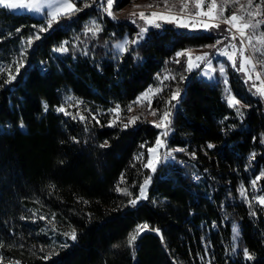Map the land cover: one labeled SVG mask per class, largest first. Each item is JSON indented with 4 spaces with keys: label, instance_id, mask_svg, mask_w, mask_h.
Masks as SVG:
<instances>
[{
    "label": "trees",
    "instance_id": "trees-1",
    "mask_svg": "<svg viewBox=\"0 0 264 264\" xmlns=\"http://www.w3.org/2000/svg\"><path fill=\"white\" fill-rule=\"evenodd\" d=\"M128 3L115 1L111 10ZM104 5L105 0H76L81 11L42 33L37 30L44 19L0 7V64L9 63L0 68L2 264H264V209L251 199L264 194L263 178L251 185L264 170V99L244 73L229 68L226 87L218 78H200L199 69L187 71L186 56L176 55L213 45L224 30L189 32L160 22L159 28L147 26L128 51L116 52L114 45L135 39L140 25L132 17L108 16ZM93 20L103 30L85 35L84 26ZM36 34L41 38L28 48L27 38ZM64 41L67 52L53 51ZM9 73L16 78L5 83ZM150 87L162 89L151 99L157 116L147 100L133 104ZM177 88L178 100L167 105ZM228 90L240 99L242 116L221 102ZM70 94L74 99L65 108L71 115L56 113ZM116 105L118 119L109 112ZM166 109L171 131L162 139L171 156L153 172L144 167L161 132L153 121ZM77 113L86 119H73ZM134 116L140 119L125 129ZM180 148L185 151H172ZM147 177V198L130 207ZM241 184L247 199L238 191ZM145 223L149 229L133 251L127 237ZM72 228L75 242L63 235ZM151 229H159L163 240ZM64 242L69 246L60 248ZM244 248L254 259L244 258Z\"/></svg>",
    "mask_w": 264,
    "mask_h": 264
},
{
    "label": "snow or ice",
    "instance_id": "snow-or-ice-1",
    "mask_svg": "<svg viewBox=\"0 0 264 264\" xmlns=\"http://www.w3.org/2000/svg\"><path fill=\"white\" fill-rule=\"evenodd\" d=\"M107 7L103 8V11L110 17L115 18L114 13L112 12V6L114 4V0H105ZM163 4L165 9L167 10V14L164 13H158V12H151L150 16L152 19H149L148 16L144 12H140L138 15L140 19L145 20L146 24L159 28L161 25L157 23V20H163L167 23H173L176 25V27L179 28H191V29H198L202 28L205 31H211L212 29H216L220 27L221 23L229 25V28L227 29L228 32H232V29H235V34H232L231 39L235 40L237 39V34L241 41V47L239 48V54H240V63L239 67L237 68V59H236V49L237 45L232 44L231 47L234 49L233 52L229 53L226 49H219V54L224 55L227 57V59L231 62V66L234 69H237L238 71L244 73L248 80L252 79V75L250 73L255 74L256 80L261 82V85H264V79H262V76H264V72L258 71L257 66H261L264 68V48H253V51L256 53H259L262 58H255L253 56H245L244 52L245 49L243 47L245 38L247 39L248 43H251L255 32L258 28H260L262 25H264V19H257V17L264 16V10H262V6H264V0H259L258 3H255L254 0H246V4H241L240 0H222L221 4L217 5V0H208L206 4V0H178L179 4V11L173 12L172 8L175 7V5L170 6L168 0H163ZM228 4H239V9L237 12L232 13L230 16L225 17L224 11H225V5ZM191 5V8H190ZM0 6L3 8L9 9V10H18V9H24L29 12H33L36 14H43L42 18L44 19L45 23L39 26L37 32H47L53 28V24L58 23V21L62 17H72L77 12L81 11L82 9L76 7V0H0ZM89 5H85V7H88ZM206 6L207 10H204V7ZM101 7H103V4H101ZM148 7H153V5H148ZM47 9V11H45ZM238 12H244L245 15H239ZM131 15L135 16L137 15L135 12H133ZM203 17H207V20L200 19ZM135 23V20L132 21ZM33 28H37L36 25H33ZM103 29L96 21H90L88 24L84 26V32L85 35L88 33H91L93 36H95L97 33L102 31ZM19 32L20 29H17ZM148 31L147 27L141 26L140 31L137 33V37L135 39H132L129 41L128 39H125L123 43H117L114 47L117 50V52H126L128 51V45L129 44H137L139 43V40L144 38V34ZM41 37L39 34H36L34 37L29 36L27 38V45L28 48H31L33 44V40H39ZM259 43L264 44V32L261 33L260 37L257 38ZM68 41L62 42L58 47L54 48L53 51L55 52H67L68 47ZM223 43L222 40H217L216 44L213 45H206V47L209 48H216L217 45ZM27 48L22 50L20 53V56L24 59H26V53ZM84 55H87V52L85 51L83 53ZM177 57L181 56H187V71H191L193 68H199L200 63H207L211 64L210 60V53H204L201 56L195 57V61H193V57L191 55V50H184L181 52L176 53ZM179 63V60L176 61ZM246 65H251V70L246 68ZM23 66V60L18 64L16 68L17 74H19V67ZM221 75L226 74V70L223 65L220 66L219 69ZM16 77L9 73L8 79L5 81V83H10L12 80H14ZM169 77H164V79H168ZM172 79H175V77H171ZM181 80H184L185 77L181 76ZM247 82V81H246ZM227 83V81H225ZM253 88H256V92L254 94L261 96L264 98V87H257L255 83L252 84ZM162 89L160 88H149L147 91L142 93L135 101H133V104H143L146 100L149 105V111L152 116H157L158 110L151 109V100L148 99L150 96L157 95ZM180 96V89L177 88L175 91L171 92L170 99L167 100L165 103L167 105H171L172 101L178 100ZM68 100L74 99L73 97H67ZM226 102L229 107L235 108L237 115L242 116L243 112L241 111V101L240 99H237L235 95H232L230 90H228V95L226 96ZM77 104H82V101H77ZM172 107H175V105H172ZM49 105L47 102L43 104V109L45 112L48 111ZM57 112L64 113L65 115H71V113H68L64 105H60L56 107L55 109ZM128 111H132V104L128 106ZM109 112L115 113L116 118H119L120 113V106L116 105L114 109H109ZM77 116H79V119L81 121L85 120L86 118L79 113L73 116V119H76ZM92 119H96L95 116L92 117ZM140 119V117H131L128 120V123L123 124V127L127 129L130 125L135 124L136 121ZM115 120L110 122L109 126H113L115 124ZM97 123L99 121L97 120ZM153 124L157 128H161L162 131L159 133L156 139V146L157 148H150L149 152L154 153L158 150L159 147L165 146V141L161 139V137H167L170 134L171 128V110L166 109L163 111L162 115L159 116V122L153 121ZM21 127L23 125L21 124ZM75 140V138H73ZM78 142V141H77ZM261 144H264V134H262ZM102 147L105 145H101ZM143 147V145H142ZM209 149L215 147V145L209 143L207 145ZM172 151H185V149H174ZM167 156H171V152L167 153ZM192 156L195 157V153H192ZM256 153H251L249 157V161L255 159ZM137 159H140V157H137ZM160 162L159 159H153L151 156L149 157L148 163L144 165L146 168H151L153 172L156 170L157 164ZM264 177V170L260 172L259 175H256L255 178L251 181V185L253 188L256 187L257 182ZM121 180L123 181V176L121 177ZM151 177H147L144 180V183L139 186V195L129 200V204L132 206H135L139 200L146 199L147 198V186L150 184ZM116 191L122 193L126 196H131L132 193H130L126 188H120L117 186ZM239 193L242 197L247 199V190L245 189L244 185L241 184L239 188ZM252 200L256 201L259 206L264 209V195H257L253 196L251 198ZM85 203H87L85 201ZM251 206V203H250ZM252 215H256L255 212L251 213ZM40 219H46V217L41 216ZM55 219V215H52V220ZM149 229L148 224H142L137 225L136 229H134L133 232L129 233L127 237V244L129 248H132L134 251V245L135 241L138 239L139 235L145 230ZM152 231L160 233L159 229H151ZM233 232L236 234L234 236V239L238 237V229L236 226H233ZM63 235L66 237V240H71L73 242L77 239V233L75 228H72L71 231L63 233ZM161 240H163V236L161 235ZM69 245L67 242H64L59 245L60 248H66ZM0 247H3V244H0ZM43 251V249H41ZM51 255V254H49ZM243 255L246 260H252L254 259L253 254L249 252L247 248L243 249ZM48 258V257H46ZM3 257H0V264H2ZM15 264H19V262H15Z\"/></svg>",
    "mask_w": 264,
    "mask_h": 264
},
{
    "label": "rangeland",
    "instance_id": "rangeland-1",
    "mask_svg": "<svg viewBox=\"0 0 264 264\" xmlns=\"http://www.w3.org/2000/svg\"><path fill=\"white\" fill-rule=\"evenodd\" d=\"M101 1H103V0H101ZM115 1L118 2L119 0H115ZM168 2H169L170 6L175 5V7L172 8L173 12H178L179 11L178 0H168ZM207 2H208V0H206V4H207ZM221 2H222V0H217L218 7L221 4ZM254 2L258 3L259 0H254ZM240 3L241 4H246V0H240ZM148 5H153V7H148ZM0 7H2V6H0ZM104 7H107L106 2H105ZM190 8H191V5H190ZM238 9H239V4H228V5H225L224 16L225 17L230 16L232 13L237 12ZM263 9H264V6H262V10ZM7 10L12 12V13H16V14L29 15L32 18H35V19H43L42 18L43 14H36V13L29 12V11L24 10V9H18V10H9V9H7ZM204 10H207L206 6L204 7ZM45 11H47V9ZM153 11L158 12V13L167 14V10L164 7L163 0H129L128 5H126L125 7L121 8L120 10H114V14L117 17L128 16V17L135 18V19L138 20V24L140 25V27L141 26L147 27L149 25L146 24L145 20L140 19L138 14L140 12H144L146 14V16H148L149 19H152V17L150 16V13L153 12ZM133 12H135L137 15H135V16L131 15ZM238 14L239 15H245L244 12H238ZM262 17L264 18V16H261V17H257V19H261ZM200 19L207 20V17H203V18H200ZM160 22L162 24H169V25H172V26L176 27V25L173 24V23H167V22H164L163 20H157V23H160ZM176 28H179V27H176ZM219 28L224 30V38L222 37L219 40H222L223 42H225V45L221 46V44H219V45L216 46V48L205 47V48H199V49L191 50V55L193 57V61L194 62H197V61H195V57L201 56V55H203L206 52L210 53V57L209 58L211 60V64L210 65L207 64V63H200V67L199 68H193L192 70L199 69V73L198 74L200 75V78L205 79V80L211 81V80L214 79V77L218 78L227 87V83H225V81H227L226 74L225 75H221L219 69H220V66L223 65L225 70H226V72H227V70L229 68H233V67L231 66V62L227 59L226 56L219 54V49H226L228 52L230 51L229 53H231V52L234 51V49H232L231 45L232 44H236L237 45V49L235 51H236L237 68H238L239 67V63H240V54H239L238 50L241 47V41H240V38H239L238 34H237V39H235V40L231 39L232 34H235V29H232V34H231L230 32L227 31V29L229 28V25L221 23ZM181 29L188 30L189 32H209V31L203 30L202 28H198V29H195V30L191 29V28H181ZM262 32H264V29L261 26L260 28H258L256 30L255 35H254L251 43H248L247 39L245 38V41H244V44H243V47L245 49V52H244L245 56H253V57L257 58V59L262 58L259 53H256V52L253 51L254 47L255 48H264V44L259 43V41L257 39L258 37H260ZM216 41L213 44H216ZM119 43H123V41H121ZM114 50L117 52L115 47H114ZM186 58L188 59L187 56H186ZM246 68L249 69V71H250L251 70V65H246ZM257 70L261 71V72H264V68H262L259 65L257 66ZM250 74L252 75V79L250 80L252 84L255 83L257 87H264V85H261V82H260V86H258V84H257L258 80H256L254 73H250ZM262 79H264V76H262ZM152 97L153 96H150L148 99L151 100ZM223 97L226 99L225 96H223ZM160 131H162L161 128H160ZM161 139H162V137H161ZM162 140H164V139H162ZM152 148H154V149L157 148L156 143L154 144V146ZM164 148H165V146L159 147L158 150L156 152H154V153H150L148 151V159H147L146 164L148 163V160H149L150 156L153 159H159L160 160V162L157 164V166H159L162 161H163V164H164V162L166 161L165 159H166V155H167L164 152V150H165ZM163 164L161 166H163ZM157 166H156V168H157ZM149 169H151V168H149ZM262 178L264 179V177H262ZM262 195H264V194L262 193ZM236 239L237 238H235L234 240L236 241Z\"/></svg>",
    "mask_w": 264,
    "mask_h": 264
},
{
    "label": "built area",
    "instance_id": "built-area-1",
    "mask_svg": "<svg viewBox=\"0 0 264 264\" xmlns=\"http://www.w3.org/2000/svg\"><path fill=\"white\" fill-rule=\"evenodd\" d=\"M231 34H232V32H231ZM16 59V56H13L12 57V59L10 60V63H12L14 60ZM8 62H2L1 63V65H0V68L1 67H8ZM258 86H260V81H258ZM67 97H73V95H67L66 96V98H65V100L62 102V105H64V107L68 104V102L70 101V100H68L67 99ZM221 102L222 103H226V99L224 98V97H222L221 98ZM115 108V106H113L111 109H114ZM56 113H57V111H56ZM163 164V161L161 162V164L159 165V166H157V167H160L161 165ZM197 180V177L196 176H194V180L193 181H196ZM259 195H262L261 193H259ZM130 207H132V205H130Z\"/></svg>",
    "mask_w": 264,
    "mask_h": 264
},
{
    "label": "water",
    "instance_id": "water-1",
    "mask_svg": "<svg viewBox=\"0 0 264 264\" xmlns=\"http://www.w3.org/2000/svg\"><path fill=\"white\" fill-rule=\"evenodd\" d=\"M151 234L153 235V236H156V237H158L160 240H161V233H157V232H155V231H151Z\"/></svg>",
    "mask_w": 264,
    "mask_h": 264
},
{
    "label": "bare ground",
    "instance_id": "bare-ground-1",
    "mask_svg": "<svg viewBox=\"0 0 264 264\" xmlns=\"http://www.w3.org/2000/svg\"><path fill=\"white\" fill-rule=\"evenodd\" d=\"M263 18V17H262ZM14 56H16V55H14ZM17 58V57H16ZM12 59V58H11ZM16 60V59H15ZM14 60V61H15ZM3 62H5V61H3ZM2 63V62H1ZM13 63V62H12ZM9 64V63H8ZM11 64V63H10ZM1 65V64H0ZM9 66V65H8ZM5 67H1V69H4Z\"/></svg>",
    "mask_w": 264,
    "mask_h": 264
}]
</instances>
